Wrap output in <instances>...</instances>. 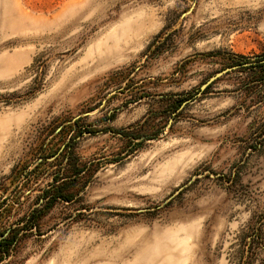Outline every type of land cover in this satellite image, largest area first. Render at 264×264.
Returning <instances> with one entry per match:
<instances>
[{
  "label": "rangeland",
  "instance_id": "1",
  "mask_svg": "<svg viewBox=\"0 0 264 264\" xmlns=\"http://www.w3.org/2000/svg\"><path fill=\"white\" fill-rule=\"evenodd\" d=\"M258 63L264 0H0V264H264Z\"/></svg>",
  "mask_w": 264,
  "mask_h": 264
},
{
  "label": "trees",
  "instance_id": "2",
  "mask_svg": "<svg viewBox=\"0 0 264 264\" xmlns=\"http://www.w3.org/2000/svg\"><path fill=\"white\" fill-rule=\"evenodd\" d=\"M235 57L238 60L232 61L231 62L232 64H236V65H239V66H242V67L245 64H248V62H246L244 56H235ZM246 69L254 71L253 82L258 81V82H260V84H262L264 86V63H258V64H255V65L252 64V65H249L248 67H246ZM210 88H211V86H208L206 91L209 90ZM83 171L84 170L77 171V174H80ZM58 189H60V188L57 187L56 190L58 191ZM58 197H61V198L65 199L66 201H71L72 200L71 198H69L67 196H59L58 195ZM6 241L7 240L1 241L0 245H4ZM3 252H6V251H3Z\"/></svg>",
  "mask_w": 264,
  "mask_h": 264
},
{
  "label": "water",
  "instance_id": "3",
  "mask_svg": "<svg viewBox=\"0 0 264 264\" xmlns=\"http://www.w3.org/2000/svg\"><path fill=\"white\" fill-rule=\"evenodd\" d=\"M235 67L231 68V69H226L224 71L219 72L216 76H214L212 79L209 80V82L203 87L206 88L207 86H209L211 83H213L214 81H216L218 78L222 77L224 74L228 73L229 71L234 70Z\"/></svg>",
  "mask_w": 264,
  "mask_h": 264
},
{
  "label": "bare ground",
  "instance_id": "4",
  "mask_svg": "<svg viewBox=\"0 0 264 264\" xmlns=\"http://www.w3.org/2000/svg\"><path fill=\"white\" fill-rule=\"evenodd\" d=\"M174 258H175L174 256H171V258H168V259L164 260V262L161 263V264H174V262H175Z\"/></svg>",
  "mask_w": 264,
  "mask_h": 264
}]
</instances>
